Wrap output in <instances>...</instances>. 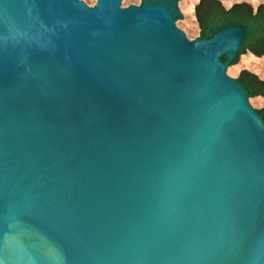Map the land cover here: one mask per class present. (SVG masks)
Listing matches in <instances>:
<instances>
[{
    "label": "water",
    "instance_id": "95a60500",
    "mask_svg": "<svg viewBox=\"0 0 264 264\" xmlns=\"http://www.w3.org/2000/svg\"><path fill=\"white\" fill-rule=\"evenodd\" d=\"M130 1L0 0V264L19 223L60 247L41 264H264L244 28Z\"/></svg>",
    "mask_w": 264,
    "mask_h": 264
},
{
    "label": "trees",
    "instance_id": "16d2710c",
    "mask_svg": "<svg viewBox=\"0 0 264 264\" xmlns=\"http://www.w3.org/2000/svg\"><path fill=\"white\" fill-rule=\"evenodd\" d=\"M176 13L178 18L181 17L179 10H176ZM195 13L200 26V36L206 38L231 24L244 28L245 37L233 64L239 62L241 54L248 51L259 56L264 55V2L255 6L249 0H241L227 6L222 0H199ZM221 59L226 60V55H222ZM237 79L250 96L264 95V78L254 70L242 68ZM257 110L264 119V106Z\"/></svg>",
    "mask_w": 264,
    "mask_h": 264
},
{
    "label": "rangeland",
    "instance_id": "374dc122",
    "mask_svg": "<svg viewBox=\"0 0 264 264\" xmlns=\"http://www.w3.org/2000/svg\"><path fill=\"white\" fill-rule=\"evenodd\" d=\"M89 1L92 3L93 6L97 2V0H89ZM152 1H155V0H152ZM180 1H181V6H180L179 12L181 13V17L177 18V21L182 29L186 30L190 34L194 35L195 38H197L200 36V26H199V22H198L196 13H195V6L199 0H180ZM222 1L227 6H231L234 2L241 1V0H222ZM249 1H251L255 6H257L261 2H264V0H249ZM143 3H144V0H131L129 6L132 4L142 5ZM228 67L232 69L234 77H237L239 75L240 70L242 68L248 67L254 70L255 72H257L261 77L264 78V55L259 56L251 51H248L246 52L242 62L238 66L236 63H234V64L229 65ZM253 103L257 108L264 106V95H253ZM19 224H22V226L24 227L18 229V231L20 232H17V233H20V234H17V233L15 234H17V236H19L20 238L22 237L21 238L22 241L27 243L26 250L28 251V253L32 252V250L34 249V250L40 251L41 255L46 256L44 252L42 251V249H44L46 245L40 244V242L45 241L40 237V235L41 236H44V235L41 234L40 232H36L38 234H33L28 224H23V223H19ZM44 237L46 238V240L47 239L49 240L48 237L46 236ZM29 243L32 246H30ZM53 244L56 245L57 249L59 250L62 256V251L60 247L55 242L52 241V245ZM50 259L54 261L59 260L57 258H50Z\"/></svg>",
    "mask_w": 264,
    "mask_h": 264
},
{
    "label": "bare ground",
    "instance_id": "6f19581e",
    "mask_svg": "<svg viewBox=\"0 0 264 264\" xmlns=\"http://www.w3.org/2000/svg\"><path fill=\"white\" fill-rule=\"evenodd\" d=\"M21 228V227H19ZM20 232V231H19ZM20 234V233H17ZM17 234H13L9 236L7 244L4 249V253L6 256V260L8 264H41L40 261L36 260L35 251L29 252L26 250L27 243L22 241V237L20 238L17 236ZM38 234V233H35ZM40 235V234H39ZM40 237L45 240L43 242H40L42 245H46L42 251L46 256L49 258H57L59 260H56L58 263H61L62 256L57 249L56 245H52V241L50 239L46 240L45 237ZM36 246V244H35ZM37 249V248H36Z\"/></svg>",
    "mask_w": 264,
    "mask_h": 264
},
{
    "label": "flooded vegetation",
    "instance_id": "af4514ba",
    "mask_svg": "<svg viewBox=\"0 0 264 264\" xmlns=\"http://www.w3.org/2000/svg\"><path fill=\"white\" fill-rule=\"evenodd\" d=\"M159 1H162V0H155V2H159ZM167 3L169 4V3H170V1H168ZM176 10H178V9L176 8ZM176 10H175V16H176V19H177L178 17H177ZM261 116H262V115H261Z\"/></svg>",
    "mask_w": 264,
    "mask_h": 264
}]
</instances>
